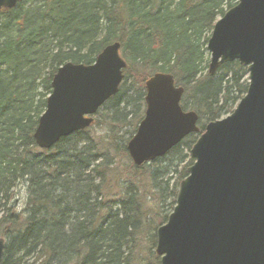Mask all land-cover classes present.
<instances>
[{
    "label": "trees",
    "instance_id": "16d2710c",
    "mask_svg": "<svg viewBox=\"0 0 264 264\" xmlns=\"http://www.w3.org/2000/svg\"><path fill=\"white\" fill-rule=\"evenodd\" d=\"M236 3L24 0L0 11L2 264H160L155 232L171 213L187 169H180L170 188L161 166L184 164L188 155L182 152L189 153L205 125L229 115L246 93V70L237 62L207 74L213 25ZM113 43L120 45L126 68L118 93L99 109V127L93 123L49 150L38 149L33 134L57 69L93 64ZM156 73L171 75L183 89L180 107L197 115L199 132L162 158L130 166L126 144L144 115V84ZM129 127L125 140L121 132ZM146 171L157 200L142 184ZM19 182L26 185V201L15 213Z\"/></svg>",
    "mask_w": 264,
    "mask_h": 264
},
{
    "label": "water",
    "instance_id": "95a60500",
    "mask_svg": "<svg viewBox=\"0 0 264 264\" xmlns=\"http://www.w3.org/2000/svg\"><path fill=\"white\" fill-rule=\"evenodd\" d=\"M24 0H0L9 11ZM120 45L106 46L93 64L60 66L33 139L49 150L93 124L119 90L126 67ZM208 76L227 63L246 69L247 89L231 114L205 125L179 183L175 205L156 230L160 264H264V0H237L207 40ZM144 116L126 151L136 167L165 156L198 133V117L180 107L183 89L169 74L144 84ZM5 241L0 238V264Z\"/></svg>",
    "mask_w": 264,
    "mask_h": 264
},
{
    "label": "rangeland",
    "instance_id": "374dc122",
    "mask_svg": "<svg viewBox=\"0 0 264 264\" xmlns=\"http://www.w3.org/2000/svg\"><path fill=\"white\" fill-rule=\"evenodd\" d=\"M119 54H120V56H121V58L123 59V57H122V55H121V53H120V51H119ZM208 58H209V56H208ZM124 60V59H123ZM125 61V60H124ZM126 63V62H125ZM176 85V84H175ZM177 86V85H176ZM177 87H179V86H177ZM120 88V87H119ZM183 97V96H182ZM186 112V111H185ZM99 113L100 114H98L97 116L95 115L94 116V127L95 128H97V127H99V125H96V120H98V117L101 115V111H99ZM96 119V120H95ZM197 125H198V123H197ZM97 126V127H96ZM131 131H132V127H129V128H127V129H125V130H123L122 132H121V135L123 136V138L125 139V140H127L128 138H129V136H130V133H131ZM92 134H93V131H92ZM99 134V130L98 131H96L95 132V135L94 136H97ZM134 135V134H133ZM132 138V137H131ZM130 138V139H131ZM188 155V158L185 160V162H184V164H182V165H180L179 166V164H178V162L177 161H172L171 162V164H163V166H161V168H162V170H160V171H166L165 173H166V175H167V173H168V175L167 176H165V179H167V178H171V179H169V186H170V188L171 187H173V183L175 182V180L177 179V175H178V173H179V171H180V169L182 168V167H189L188 165H187V163H188V161H189V159H190V156H189V153L188 152H186L185 150H184V152H182V155L184 156V155ZM130 159V158H129ZM124 162L125 161H121V163H120V167H124ZM130 162H131V160H130ZM129 165L130 166H132L133 164H132V162L131 163H129ZM176 166H178L177 168H175ZM154 172V169H152V173ZM142 174H143V176H142V184H144L145 186H146V189L148 188V187H151V180H150V177H149V174H148V172L146 171V172H141ZM140 173V174H141ZM139 174V175H140ZM138 175V176H139ZM148 190V189H147ZM149 191V193L151 194V195H153V197L157 200V198H158V196H157V193H156V191L151 187L150 188V190H148ZM114 194H116V192H113ZM14 195H15V198H14V200H13V208H14V211H15V213H20V212H22V209L24 208V204H25V201H26V185H25V183L24 182H19L18 184H17V186L15 187V189H14ZM152 201H151V199H149L148 200V203L150 204ZM170 204V200L168 201V202H166V204H165V206L163 207V210H162V212H161V215H158L157 217H155V218H153L152 219V221H151V225H150V228L152 229V228H154L158 223H159V221L161 220V217H163L166 213V210L169 208V205ZM157 214H158V212H157ZM154 216V215H153Z\"/></svg>",
    "mask_w": 264,
    "mask_h": 264
}]
</instances>
